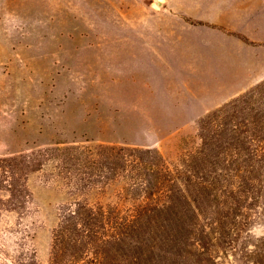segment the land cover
<instances>
[{
	"label": "rangeland",
	"instance_id": "374dc122",
	"mask_svg": "<svg viewBox=\"0 0 264 264\" xmlns=\"http://www.w3.org/2000/svg\"><path fill=\"white\" fill-rule=\"evenodd\" d=\"M204 13L211 21L195 17ZM181 19L223 30L209 37L229 38L221 49L255 58L262 77L253 84L210 85L217 86L215 101L191 111L187 100L201 99L204 88L183 86L172 65L144 62L137 52L144 31L171 34ZM230 26L257 35L247 39ZM234 59L209 64L226 68ZM263 82L264 0H0V264H264V198L232 210L237 225L213 239L210 260L165 257L169 247L151 242L117 243L111 236L117 221L153 205L166 188L150 180L145 186L143 174L112 169L102 148H155L170 169L180 168L202 145L201 132L223 127L202 131L200 119ZM244 100L222 113L238 128L242 116L264 115V91ZM141 180L143 189L134 185ZM219 195L200 196L208 197L201 200L200 226L227 212ZM78 205L103 211L107 221L91 225L89 233L63 224L56 251L62 219ZM182 223L181 248L175 244L172 251L185 254L196 241L189 220ZM160 248L162 258L155 254Z\"/></svg>",
	"mask_w": 264,
	"mask_h": 264
},
{
	"label": "trees",
	"instance_id": "16d2710c",
	"mask_svg": "<svg viewBox=\"0 0 264 264\" xmlns=\"http://www.w3.org/2000/svg\"><path fill=\"white\" fill-rule=\"evenodd\" d=\"M263 91L264 82L252 88L245 96L249 99ZM245 96L226 102L200 119L202 131L215 123L223 127L211 129L214 130L212 133H208L209 130L201 132L202 145L189 159L182 160L180 168L170 169L155 148L102 147L103 154L109 161L107 164L112 169L143 174L144 177L148 176L145 186L150 180V186L161 183L166 188V193L162 198L156 199L153 205L140 207L134 217L125 220L121 217L120 221H117L116 231L111 235L117 243L125 239L136 240L139 243L151 242L157 246L169 247L165 249V257L166 254H171L172 258L186 259L187 254H190L210 260V251L217 245L214 240L225 238L223 228L237 225L236 221L234 224L230 221L234 215L232 210L243 207L244 201L264 198V115L242 116L239 125L243 128L236 127L238 125L236 120L233 123L228 120L232 115H222L228 108L235 107L241 102L245 103ZM220 154L233 158L226 159L225 163H219V160L214 158H218ZM150 176L152 180L149 179ZM142 182L135 181L134 185H141L143 189L145 187H142ZM214 191H220L223 195L219 197L222 198L221 204L225 206L227 212L209 217L211 221L200 226L198 219L203 213L201 200L208 198L200 196L204 193L213 195ZM257 203L258 201L255 205ZM236 215L241 216L243 213L237 211ZM184 218L189 220L187 226L196 241V246L194 250L185 249V254L180 251L175 253L172 251L175 244L181 248L180 231L184 228L182 223ZM106 221L103 211L78 205V208L63 217L62 224L55 234V250L57 251L60 243L63 224L90 228L91 225L105 224ZM90 230L91 228L88 229V233ZM134 232L137 233L136 236ZM151 239L156 242L150 241ZM163 252L164 249L160 248L155 254L162 258ZM174 264L179 262L175 261Z\"/></svg>",
	"mask_w": 264,
	"mask_h": 264
},
{
	"label": "crops",
	"instance_id": "0c3cea01",
	"mask_svg": "<svg viewBox=\"0 0 264 264\" xmlns=\"http://www.w3.org/2000/svg\"><path fill=\"white\" fill-rule=\"evenodd\" d=\"M173 16L179 18L178 15ZM195 17L204 22L211 21L206 13ZM180 21L183 23L171 34L163 30L166 33L165 35H163L164 33H159L158 36H152L144 31L142 45L137 47V52L141 54L144 62L157 61L172 65L173 69H171L176 73L177 77L183 80V86L204 88V95L201 99H192L190 97L187 100L193 104L190 107L191 111L208 108L215 101L213 93L214 88L217 86L209 87L210 85L216 84L229 87L231 85L253 84L257 75L262 77L261 68L257 69L255 58L245 56L243 59L237 54L234 56L230 55L231 52L227 49H221L229 45L231 41L229 38L226 41H214L209 37L212 33L224 34L223 30L208 26L205 28L190 27L186 23L187 21H182V19ZM231 28L233 32L240 33L245 38L256 37L257 35V33H250L246 29L233 26ZM201 43H206V48L201 47L199 45ZM215 46L219 48L217 49ZM216 57L219 59L235 58V62L228 64L226 68H222L221 65H210L209 62L214 61ZM215 77H217L216 81Z\"/></svg>",
	"mask_w": 264,
	"mask_h": 264
}]
</instances>
